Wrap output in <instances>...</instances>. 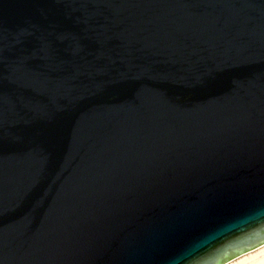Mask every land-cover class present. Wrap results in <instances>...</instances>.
Returning <instances> with one entry per match:
<instances>
[{"label":"water","instance_id":"95a60500","mask_svg":"<svg viewBox=\"0 0 264 264\" xmlns=\"http://www.w3.org/2000/svg\"><path fill=\"white\" fill-rule=\"evenodd\" d=\"M258 239L264 0H0V264Z\"/></svg>","mask_w":264,"mask_h":264},{"label":"clouds","instance_id":"9594fccd","mask_svg":"<svg viewBox=\"0 0 264 264\" xmlns=\"http://www.w3.org/2000/svg\"><path fill=\"white\" fill-rule=\"evenodd\" d=\"M254 246H262L264 247V239H258L254 242ZM204 248L203 240L196 241L193 244L189 245L187 248L182 250L179 254L171 257L168 260V264H192L194 260H196L199 255L202 254V250ZM235 253H229L221 258H218L215 261V264H226V261L231 259Z\"/></svg>","mask_w":264,"mask_h":264},{"label":"bare ground","instance_id":"6f19581e","mask_svg":"<svg viewBox=\"0 0 264 264\" xmlns=\"http://www.w3.org/2000/svg\"><path fill=\"white\" fill-rule=\"evenodd\" d=\"M261 247H259V248H261ZM259 248H257V249H259ZM257 249H255V250H257ZM255 250H253V251H255ZM253 251H250V252H253ZM250 252H248V253H250ZM248 253H246V254H248ZM243 255H245V254H243ZM240 257H238V258H240ZM238 258H236V259H238ZM236 259H234V260H236ZM234 260H232V261H234ZM232 261H230V262H232ZM230 262H228V263L230 264ZM228 263H226V264H228ZM231 264H264V249H262L260 255L252 256L250 258L248 257L247 259H242L241 261L239 260L238 262L234 261Z\"/></svg>","mask_w":264,"mask_h":264},{"label":"rangeland","instance_id":"374dc122","mask_svg":"<svg viewBox=\"0 0 264 264\" xmlns=\"http://www.w3.org/2000/svg\"><path fill=\"white\" fill-rule=\"evenodd\" d=\"M262 249H264V248L261 247V248L255 250V251H253V252H250V253H248V254H245V255L241 256L240 258H238V259H236V260H234V261H235V262H236V261L238 262L239 260L241 261L242 259H247L248 257L250 258V257H252V256L260 255ZM234 261L230 262V264L233 263ZM228 264H229V263H228Z\"/></svg>","mask_w":264,"mask_h":264}]
</instances>
